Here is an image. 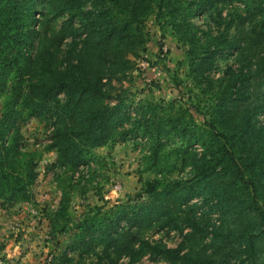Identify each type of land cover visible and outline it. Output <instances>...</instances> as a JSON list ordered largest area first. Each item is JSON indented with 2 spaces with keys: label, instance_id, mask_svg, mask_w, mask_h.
I'll list each match as a JSON object with an SVG mask.
<instances>
[{
  "label": "trees",
  "instance_id": "1",
  "mask_svg": "<svg viewBox=\"0 0 264 264\" xmlns=\"http://www.w3.org/2000/svg\"><path fill=\"white\" fill-rule=\"evenodd\" d=\"M151 18L184 47L195 101L176 75L169 102L115 96ZM32 120L52 130L43 151ZM118 144L142 147L143 195L74 218L96 151ZM44 152L62 192L50 237L71 235L48 264H264V0H0L1 208L34 202ZM162 231L181 243L147 238Z\"/></svg>",
  "mask_w": 264,
  "mask_h": 264
},
{
  "label": "rangeland",
  "instance_id": "2",
  "mask_svg": "<svg viewBox=\"0 0 264 264\" xmlns=\"http://www.w3.org/2000/svg\"><path fill=\"white\" fill-rule=\"evenodd\" d=\"M196 23L205 28L204 20L196 19ZM147 32L149 39L146 51L136 59V69L129 78L123 83H115V96L128 92L129 98L134 102L146 99L169 102L177 97L171 79L176 75L186 87L183 91L185 97L195 101L197 92L189 90L191 82L187 76L188 66L183 63L184 47L177 42L170 29L161 30L155 18L149 20ZM230 60L229 63L232 62ZM226 62L228 61L221 60L218 66L222 68ZM212 76L217 78L220 72L214 71ZM51 131L44 124L32 120L23 129L25 143L31 150L43 151L50 143ZM140 150L141 146L132 144H118L112 149L108 147L97 150L96 154L100 157L91 167L98 184L91 186L85 197L77 195L73 198L72 216L79 218L88 208L101 206L105 202H108L106 205L110 208L119 202H126L130 197H141L143 182L149 176L138 171ZM54 161L53 153L44 152L39 162L41 175L34 189L33 203L13 208L0 207V264H48L53 256L62 253L70 242L71 235L50 237L51 216L57 211L62 197V192L55 182V177L60 171L57 167L51 168ZM117 185L122 186L120 192L115 190ZM216 217L218 218V215L214 216ZM147 238L152 242H161L168 248H176L182 241L180 233L168 231L150 233ZM209 244L210 239H206L203 245ZM208 253L211 254L212 249H209ZM260 261L264 262V258ZM141 264L168 263L162 260L153 262L146 257Z\"/></svg>",
  "mask_w": 264,
  "mask_h": 264
},
{
  "label": "built area",
  "instance_id": "3",
  "mask_svg": "<svg viewBox=\"0 0 264 264\" xmlns=\"http://www.w3.org/2000/svg\"><path fill=\"white\" fill-rule=\"evenodd\" d=\"M51 142V141H50ZM144 142H146V140H144ZM86 169H88V168H86ZM115 190L117 191V192H120L121 190H122V186L121 185H117V186H115ZM35 213V212H34Z\"/></svg>",
  "mask_w": 264,
  "mask_h": 264
}]
</instances>
